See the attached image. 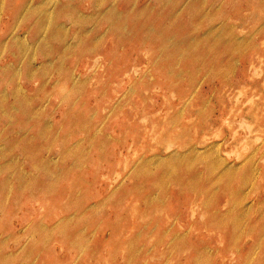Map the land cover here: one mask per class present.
Instances as JSON below:
<instances>
[{
    "label": "rangeland",
    "instance_id": "1",
    "mask_svg": "<svg viewBox=\"0 0 264 264\" xmlns=\"http://www.w3.org/2000/svg\"><path fill=\"white\" fill-rule=\"evenodd\" d=\"M0 264H264V0H0Z\"/></svg>",
    "mask_w": 264,
    "mask_h": 264
},
{
    "label": "bare ground",
    "instance_id": "2",
    "mask_svg": "<svg viewBox=\"0 0 264 264\" xmlns=\"http://www.w3.org/2000/svg\"><path fill=\"white\" fill-rule=\"evenodd\" d=\"M17 7H19V6H17ZM15 9H16V11H17V8H15ZM125 9H126V8H125ZM13 11H15V10H13ZM33 32H34V31H33ZM35 33H36V32H35ZM35 33H34V34H35ZM36 35H37V34H36Z\"/></svg>",
    "mask_w": 264,
    "mask_h": 264
}]
</instances>
